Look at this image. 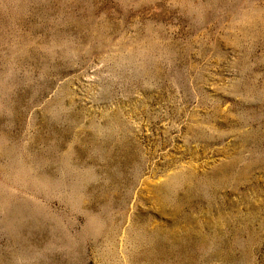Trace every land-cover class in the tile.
I'll return each mask as SVG.
<instances>
[{
    "label": "rangeland",
    "instance_id": "374dc122",
    "mask_svg": "<svg viewBox=\"0 0 264 264\" xmlns=\"http://www.w3.org/2000/svg\"><path fill=\"white\" fill-rule=\"evenodd\" d=\"M0 264H264V0H0Z\"/></svg>",
    "mask_w": 264,
    "mask_h": 264
}]
</instances>
